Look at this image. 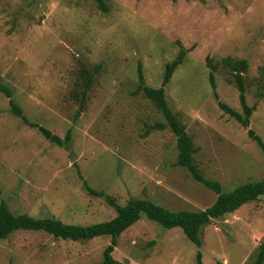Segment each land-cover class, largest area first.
<instances>
[{"label": "rangeland", "instance_id": "1", "mask_svg": "<svg viewBox=\"0 0 264 264\" xmlns=\"http://www.w3.org/2000/svg\"><path fill=\"white\" fill-rule=\"evenodd\" d=\"M0 0V83L25 115L64 138L47 140L10 110L0 92V203L14 214L90 225L117 215L83 187L74 163L95 189L119 204L147 198L173 211L204 210L217 194L177 165V137L140 86L161 87L181 48L183 63L165 87L174 114L195 146L194 161L224 191L264 179V152L215 97L244 114L264 141V0ZM213 70L214 91L210 83ZM88 71L93 82L81 96ZM199 248L181 227L167 229L143 214L119 237L117 256L142 264H253L264 240V198L201 228ZM110 236L56 239L18 230L0 238V264H101ZM92 250L85 261L78 253ZM89 253V252H88ZM121 257V256H120Z\"/></svg>", "mask_w": 264, "mask_h": 264}, {"label": "trees", "instance_id": "2", "mask_svg": "<svg viewBox=\"0 0 264 264\" xmlns=\"http://www.w3.org/2000/svg\"><path fill=\"white\" fill-rule=\"evenodd\" d=\"M96 2L102 11H109V6L106 4L105 0H96ZM186 55L187 50L181 48L176 59L167 64L162 86L157 88L146 85L142 64H139L138 74L140 86L138 91H143L148 98L152 99L158 105L165 118L166 122H158L153 127L165 129L168 126L176 135L177 148L179 151L176 162L177 165L186 168L196 181L202 183L217 194L215 202L210 207L204 210L173 211L151 199L136 197L130 198L126 204L122 205L117 202L114 196L93 188L84 178L79 165L74 163L77 174L82 180L85 190L93 196L103 198L109 206L114 208L117 215L108 221L84 226L69 224L52 217H35L29 214L16 215L10 209L7 202L2 201L0 203V238H7L10 234L18 230H41L53 235L56 239L72 241L90 240L104 235L110 236L111 241L104 249L103 261L101 264H126V261L119 260L118 257L120 256H117L119 237L140 221L143 214H145L148 219L159 223L167 229L181 227L187 237L201 248L202 241L200 232L204 224L212 219H219L227 214L234 213L249 202L264 198V179L245 183L231 191H224L223 186L218 181L207 180L200 173L193 157L195 151L193 138L188 134L186 125L174 114L166 99L165 87L170 82L175 70L183 63ZM85 74L87 80L85 88L81 96H77L81 104L85 102L87 93L93 82V74L88 71H85ZM235 82L239 90V98L244 114H241L228 104L219 100L218 93L215 91L216 82L213 70L210 72V83L215 91L214 94L218 99L219 107L232 118L237 119L244 127L248 128V136L256 141L264 152V141L249 127L250 117L252 116L255 106H250L247 103L245 86L240 73L236 74ZM0 92L9 99L10 110L15 116L21 118L23 122L30 127L37 128L41 134L52 143L68 150L71 149V130H68L64 138L54 134L45 126L29 120L22 106L13 97V91L10 87L0 83ZM120 258H122V256ZM197 262L198 264H202L201 250L197 252ZM253 264H264V240L259 247L258 255Z\"/></svg>", "mask_w": 264, "mask_h": 264}, {"label": "crops", "instance_id": "3", "mask_svg": "<svg viewBox=\"0 0 264 264\" xmlns=\"http://www.w3.org/2000/svg\"><path fill=\"white\" fill-rule=\"evenodd\" d=\"M88 249H89V248H83V249L81 250L82 255L78 253V256L80 257V259H79L80 262L83 263V262L86 260L85 257H86V256H89V254L91 253L92 250H88ZM88 252H89V253H88ZM120 256H122V258H123V259H122V258L118 257L119 260H121V261H125V259H127L126 256L123 255V254H121V253H120ZM116 257H117V256H116ZM129 260L131 261V262H130L131 264H142V263L136 261V259H133V258H130V257H129ZM126 264H128V263L126 262Z\"/></svg>", "mask_w": 264, "mask_h": 264}]
</instances>
